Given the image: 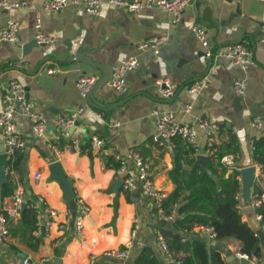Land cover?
<instances>
[{
	"label": "crops",
	"instance_id": "0c3cea01",
	"mask_svg": "<svg viewBox=\"0 0 264 264\" xmlns=\"http://www.w3.org/2000/svg\"><path fill=\"white\" fill-rule=\"evenodd\" d=\"M11 1H23L26 5L16 8L0 6V28L8 18L18 22V40L0 43V108L9 81L18 80L25 85L32 107L46 118V128L44 136L37 138L31 121L15 116L17 131L26 148L16 151L20 157L14 168L15 178L4 175L5 182L10 180L14 190L16 181L21 184L30 202L43 195L47 204L56 210V215L42 216L41 222L50 220L51 224L44 233L33 231V236L40 238L35 249L28 244L33 245L35 241L28 239L22 213L12 219L9 223L10 242L8 246L0 245V264H25L24 258L28 259L27 264H43L41 259L44 257L50 258L51 264H55L56 258L58 264H132L145 246L154 249L160 264H178L174 260L167 261L157 243L160 227L165 225L168 228L171 224H164L162 222L167 221L158 218L152 200L140 195L131 201L126 198L113 158L129 148L138 151L156 188L164 190L167 196L171 193L175 184L169 171L173 167L175 145L158 144L152 140L156 122L153 109L170 110L181 122L195 126L202 119L219 123L221 128L215 134L217 145L222 144L227 139L228 130L231 131L236 137L238 152L235 156L229 155L231 163H227L224 177L234 168L238 169L242 187V168L255 166L256 173L261 166L262 175L259 179H255V175L252 177L249 192L251 195L254 187L260 189V198L264 201V163L253 159L250 146V138L255 134L264 136V43L261 41L264 2L193 0L174 22L171 13L156 7L131 13L104 3L99 14L88 15L73 5L51 11L41 8L44 0ZM37 13L43 31L54 38L52 46L34 43ZM194 25L205 28L212 50L230 43L245 44L253 51L255 65L242 70L225 58L206 57L192 32ZM150 36H166L159 52H139L137 44ZM130 55H137L140 64L127 74L126 94L118 95L106 83L102 88L89 91L87 98L80 96L76 87L78 77L93 75L96 83L104 71L99 65L78 60L79 56L103 65L110 71L111 78L113 65ZM49 69L53 72L49 73ZM203 76L209 78V84L199 93L189 94L185 86ZM160 78H167L178 86L167 99L160 96L156 84ZM237 78L245 83V93L238 102L233 93V81ZM80 107L83 108L82 117L71 137L63 136L55 118L66 116ZM255 117L262 120L259 131L251 126ZM197 132L200 148H203L206 137L200 129ZM91 136L104 140L106 153L91 145ZM73 138L80 142L79 151L72 146ZM177 139L180 138H175V142ZM47 142L56 148L47 146ZM199 155L201 158L205 156L203 152L194 154L192 166L202 167ZM53 162L61 166L76 204L77 198L81 197L90 206L83 220L81 237L74 232V218L66 193L52 177L50 166ZM184 168L189 169L191 165H184ZM202 168L212 175L207 168V157L205 168ZM36 173L40 174L38 178H35ZM11 195L0 196V211L9 203ZM250 195L247 200L241 194L240 211L242 219L256 231L261 226ZM135 219L139 226L135 236H131ZM190 233L192 238L215 245L219 242L209 240L200 226H195ZM220 242L233 253L239 250L235 240ZM110 250H126L128 256L125 259L111 257L106 254ZM222 251L225 261L233 264L224 255L225 249ZM255 262L254 259L248 261L250 264Z\"/></svg>",
	"mask_w": 264,
	"mask_h": 264
},
{
	"label": "built area",
	"instance_id": "2783aa9c",
	"mask_svg": "<svg viewBox=\"0 0 264 264\" xmlns=\"http://www.w3.org/2000/svg\"><path fill=\"white\" fill-rule=\"evenodd\" d=\"M193 0H44L41 5L43 10L58 11L67 5H73L75 7L82 8L88 15L99 14L100 8L104 3L112 4L117 7L124 8L128 12L134 13L143 10L148 7H156L165 12H169L173 15V21L176 22L182 13V10L189 5ZM237 1V0H230ZM264 2V0H260ZM26 5L23 1H11L0 0L1 7L16 8ZM263 36L261 41L264 43V26L262 28ZM192 32L199 40L202 48L204 49V55L208 58L219 57L225 58L233 66H237L242 70L255 65L253 51L243 43H230L222 46L216 50H212L209 46L205 28L194 25ZM166 39V36H150L137 44L139 52L145 50H153L155 54L159 52L160 44ZM18 40V22L11 18H8L5 24L0 28V43L3 42H15ZM34 40L37 44L52 46L54 38L46 34L42 29V21L39 13L35 16L34 21ZM140 64L137 55H130L126 58L119 60L113 65L111 78L107 84L118 94L124 95L127 93V74L136 69ZM49 73L53 72L52 69L48 70ZM95 76L93 75H81L76 81V87L81 97L87 98L92 85L95 83ZM156 84L159 86L160 96L163 99L171 97L176 89L177 84L171 82L167 78H160L156 80ZM209 84V78L203 76L192 83L185 86L189 94H197L202 91ZM233 93L237 97H241L245 93V83L243 79L237 78L233 81ZM2 107L0 108V135L2 139V147L0 154H5L4 170L5 176L15 178V169L13 167V157L16 151H23L26 148L25 141L19 135L15 116L20 115L31 121L32 130L37 138H41L45 134L46 118L37 112L30 104L27 98V91L24 84L18 80L12 79L9 81L7 88L1 99ZM189 107V105L187 106ZM83 108L80 107L73 110L66 116H58L55 118V123L60 128V134L66 137H71L70 129L79 119L82 117ZM152 113L156 115L155 131L152 135V140L158 144H168L169 146L175 145V138H180L186 144L191 146L194 150V154H200L206 157L211 156L217 149L215 142V134L219 132L221 125L216 122L202 119L198 122L197 126L193 124H186L177 119L174 112L170 110L158 111L153 109ZM251 126L259 131L262 127V120L258 117L252 119ZM200 129L205 135V143L203 148H200L198 141V132ZM235 131V128H232ZM259 138V134H255L250 138V146L254 147V140ZM91 145L101 152L106 153L107 149L104 146V140L97 136H91ZM72 146L75 150H80V142L78 139L73 138L71 140ZM47 146L56 148L52 143L47 142ZM117 163L116 172L120 174L121 186L124 193L134 192L139 190V195L152 200L153 206L156 208L157 216L160 220L169 221L172 220L175 209H172L170 213H166L163 208V201L167 197L164 190L156 188L154 185L152 174L145 163L141 154L132 149H127L123 154H115L113 156ZM221 163H231V156L224 155L220 159ZM255 167V166H254ZM262 167H258V171L253 176L255 179H259L262 175ZM39 173L35 174V178L39 177ZM16 187L11 195L9 203L0 211V245L8 246L10 242V229L9 223L12 219L21 216L23 205L24 208L30 207L35 210L37 219V232L41 231V227L44 226V231L49 228L51 221L41 222L42 216L47 214L51 217L56 215V210L47 204L43 195H38L34 201H28L26 198V192L21 184L16 181ZM242 191L236 195V198L241 200ZM251 204L256 207L260 203V197L258 193L252 190L250 195ZM241 207V204L239 205ZM90 211V206L81 197L77 198L76 213L73 219L74 232L78 237L83 233V220L84 217ZM259 220L260 216L256 215ZM138 221L135 219L132 225L130 234L135 236L138 229ZM201 230L205 233L209 240H215L216 233L211 226H200ZM258 229H261L258 228ZM257 231V229H256ZM158 246L166 258L167 261H173L172 254L168 247L167 241L164 235L159 232L157 234ZM108 256L125 259L128 256L126 250H110L106 252ZM237 259H250V256L239 250L234 252ZM254 264H264V261H257ZM43 264H51V259L44 257L41 259ZM175 261V260H174ZM23 262L28 263V259L24 258ZM179 264V262H177ZM116 264V263H110Z\"/></svg>",
	"mask_w": 264,
	"mask_h": 264
},
{
	"label": "trees",
	"instance_id": "16d2710c",
	"mask_svg": "<svg viewBox=\"0 0 264 264\" xmlns=\"http://www.w3.org/2000/svg\"><path fill=\"white\" fill-rule=\"evenodd\" d=\"M253 159L264 163V136L254 140ZM238 152L237 140L228 130L227 139L217 145L213 155L207 157V168L210 175L201 166H192L194 150L191 146L177 139L174 147L173 167L169 171L170 178L175 186L171 193L164 199L163 208L166 213L175 209L172 220L162 222L170 223L171 227H160L164 235L172 258L179 264H228L222 256V249L208 241L191 237L195 226H211L216 233V240L232 239L238 242L239 251L255 257L257 261H264V243L254 230V227L242 219L240 200L236 195L240 192L241 185L238 176L240 171L236 168L224 177L228 164L221 163L224 155H236ZM20 154L16 152L13 157V167L16 168ZM184 165H191L185 169ZM218 169L219 172H218ZM253 191L261 197V190L254 187ZM14 192L10 180L0 187V196L6 197ZM134 193V194H133ZM139 190L126 193V198L131 201L139 196ZM254 213L260 216L259 225L264 233V201L260 198ZM29 201V200H28ZM154 207V206H153ZM155 212H157L154 207ZM160 221V220H159ZM22 224L28 239H34L32 248H36L40 238L33 236L37 230L35 210L25 207L22 212ZM132 264H160L154 249L149 246L141 248ZM239 264V263H236ZM250 264V263H247Z\"/></svg>",
	"mask_w": 264,
	"mask_h": 264
},
{
	"label": "water",
	"instance_id": "95a60500",
	"mask_svg": "<svg viewBox=\"0 0 264 264\" xmlns=\"http://www.w3.org/2000/svg\"><path fill=\"white\" fill-rule=\"evenodd\" d=\"M34 43H36L35 40H34ZM38 45H40V44H38ZM77 59L78 60H83V61H85L87 63H90V64L99 65L100 67L103 68L104 72H103L102 76L97 80V82L91 88V90H90L91 92L94 89L102 88L107 83V81L110 78V71H108V69H106L101 64H98L96 62H92L90 60H86L85 58H82L81 56H79ZM209 64H211V60L209 61ZM235 100L238 102V100H240V97L235 98ZM76 125H77V123L74 126L71 127L70 132H73V130L76 127ZM199 157H200V155H199ZM205 161H206V157L205 156L202 157V158L201 157L199 158V164L202 165V167H204V168H205ZM4 162H5V154L1 153L0 154V184H2L3 182H5L7 180L6 177L3 174ZM50 169L52 171V177L55 178L58 181V183L62 186V188L64 189V191L66 193V196L68 198L67 202H68V205H69V209L71 210L72 216L74 218L75 213H76V201H75V198H74V193L72 191V188L70 187V184L67 181L64 173L62 172L61 166L58 164V162H53L51 164V166H50ZM254 170H255L254 166H247V167L242 168V170H241V176H242V178H241L242 179V181H241L242 182L241 190H242V195L245 198H247V200H248V197L250 195L249 187H250V184H251V181H252ZM23 210H24V205H23ZM256 232L260 236L262 242L264 243V233H263L262 229H257ZM41 233H44V226L41 227ZM216 247H218L220 249H225L224 255L226 256V258H227V260L229 262L233 261V264H236V263L247 264L248 263V260L237 259L235 254L232 252V250L230 248H225V246H224V244L222 242H220V241L217 242L216 243ZM55 264H58V259L57 258L55 259Z\"/></svg>",
	"mask_w": 264,
	"mask_h": 264
}]
</instances>
